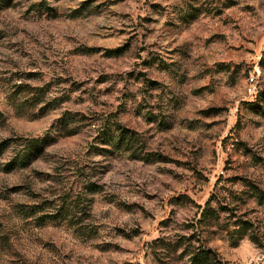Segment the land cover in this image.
I'll list each match as a JSON object with an SVG mask.
<instances>
[{
    "label": "rangeland",
    "instance_id": "obj_1",
    "mask_svg": "<svg viewBox=\"0 0 264 264\" xmlns=\"http://www.w3.org/2000/svg\"><path fill=\"white\" fill-rule=\"evenodd\" d=\"M0 264H264V0H0Z\"/></svg>",
    "mask_w": 264,
    "mask_h": 264
},
{
    "label": "trees",
    "instance_id": "obj_2",
    "mask_svg": "<svg viewBox=\"0 0 264 264\" xmlns=\"http://www.w3.org/2000/svg\"><path fill=\"white\" fill-rule=\"evenodd\" d=\"M47 138H35L31 141L29 150H28V156L29 157H36L38 153L43 149L44 144L46 143ZM16 155V157L11 159V163H14L16 160L21 159V162L23 163L25 158H22L21 156ZM20 162V163H21ZM206 214V213H205ZM204 215V214H203Z\"/></svg>",
    "mask_w": 264,
    "mask_h": 264
},
{
    "label": "built area",
    "instance_id": "obj_3",
    "mask_svg": "<svg viewBox=\"0 0 264 264\" xmlns=\"http://www.w3.org/2000/svg\"><path fill=\"white\" fill-rule=\"evenodd\" d=\"M253 79V78H252Z\"/></svg>",
    "mask_w": 264,
    "mask_h": 264
}]
</instances>
